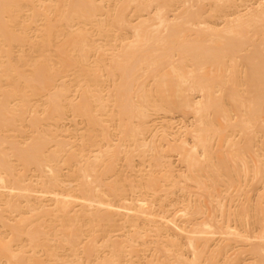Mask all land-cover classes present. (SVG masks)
Segmentation results:
<instances>
[{"label": "bare ground", "instance_id": "bare-ground-1", "mask_svg": "<svg viewBox=\"0 0 264 264\" xmlns=\"http://www.w3.org/2000/svg\"><path fill=\"white\" fill-rule=\"evenodd\" d=\"M183 1L0 0V187L24 191L0 193V221L9 231L6 238V230L0 231V262L43 264L36 252L26 255L23 247L13 248L24 233L23 246L34 251L46 247L49 256H60L61 264L79 263L101 247L102 259L121 260L133 237L104 240L98 247L96 230L100 222L111 220V212L100 206L88 209L84 203L72 214L68 197L120 204L126 196L116 177L119 161L134 168V156L145 160L151 151V169L142 170L141 186L156 189L167 171V156L177 152L199 190L185 214L201 219L192 220L186 241L180 235L166 238L167 246L154 247L156 260L146 263L217 264L230 245L255 238L246 248V264H264V190L256 199L251 196L256 183L264 181V161L253 157L264 150V3L221 26L215 17L221 12L228 16L238 0H188L192 4L181 10ZM130 10L135 23L127 18ZM147 10L152 14L143 17ZM40 19L44 23L36 25ZM73 88L78 96L71 95ZM68 112L76 129H85L77 143L57 138L56 126ZM159 112H193L192 142L186 134L164 149L148 140L150 117ZM111 127L118 139L104 145ZM92 146H97L94 154ZM30 166L42 173L48 168L51 174L34 186L26 178ZM251 173L255 183L232 211L244 228L234 227L231 217L216 220L208 202L218 199L222 189L237 188ZM62 177L77 185L59 189ZM178 177L166 188L164 200L175 195L177 202ZM33 190L63 197L50 210L40 200H29L26 193ZM22 199L31 209L42 208L25 215ZM142 205L136 204L142 213H154ZM13 211L20 216L11 221ZM217 233L225 237L212 247L213 237L204 234ZM85 234L90 238L79 253ZM66 249L76 256L73 262L64 258ZM185 250L191 257H185Z\"/></svg>", "mask_w": 264, "mask_h": 264}, {"label": "rangeland", "instance_id": "rangeland-1", "mask_svg": "<svg viewBox=\"0 0 264 264\" xmlns=\"http://www.w3.org/2000/svg\"><path fill=\"white\" fill-rule=\"evenodd\" d=\"M263 3L264 0H238L236 4L228 10V16L221 12V17H215V19L217 20V24H221L222 26L223 22L227 19L231 17H237L241 13H247L252 9L260 7ZM191 4V1L184 0L181 5V10L185 9ZM41 9L43 10V7H41ZM190 9L192 10L193 8ZM151 14L152 12L147 10L144 12L143 17L150 16ZM127 18L128 20H131L132 23L137 21L136 16L133 14V12H131V10L129 11ZM43 23L44 20L42 19L35 22L36 25H41ZM133 31L134 28L131 26L129 28L131 35L133 34ZM94 54L95 53L92 55ZM92 59H94V56ZM106 84H110V82H107ZM78 94L79 92L74 88L71 90L72 96H78ZM195 95L197 96V94ZM75 123L76 121L72 112H68V114L62 118L56 126V128H58L57 138L60 139L61 135L65 137V140L68 142L77 143L80 139L79 136L82 135L85 129L80 128L77 130ZM194 129L195 117L193 112H189L188 114H181L178 112L166 114V112H159L150 117L147 136L148 140L154 139L156 142L160 143L162 148L165 149L168 147L170 142L179 141L182 137L186 136V134L189 142H192V134L194 133ZM110 132V138L103 139L101 141L102 144L107 145L108 143H113L118 139V131L115 127H111ZM102 137L103 136L99 133L98 139H101ZM48 148H50V146H48ZM96 148L97 146L91 147L92 154L96 153ZM147 155L148 156L145 160H143L139 155H135L133 159V163L135 164L134 168L132 166L128 167L124 159L119 161L121 172L118 173L116 177L117 181L121 184L120 187H122V189L125 191L126 196L124 200L120 201V204L116 203L112 205H101L97 202L89 201L82 196L68 197L72 201L69 207L70 210L73 209V211H70L72 214L76 210L80 209L84 203L88 205V209H93L97 206H100L103 209H107L111 212V220H103L100 222L101 225L96 230L98 231V234L96 235L98 247H101V244L104 242V240H110L112 238L122 239L126 236L129 238L133 237V240L128 243V247L138 246L140 248L138 249L139 251L137 253L131 252V248L125 247V254L121 260L109 258L102 259V256L105 254V252L104 248L101 247L100 250L93 251L90 257L85 256L79 263L74 264H147V260H156L157 258L156 250L154 248L156 245H158L161 249H163L164 246H167L166 238L171 239L177 235H180V238L183 241H186L189 236L192 235V220L197 218L201 219V215L190 219L185 214V207L188 203L196 201L199 198L197 183L193 179L187 177V174L189 175V170H187L186 166L182 164L181 156L177 152H174L173 154L167 156L168 164L167 166L164 165V169L167 171H165L164 179L160 181V185L156 186V189L143 188L141 186L143 174L142 170L147 172L151 169V165L148 161L151 157V151H148ZM253 157L264 161V150L253 153ZM252 159L253 158L250 157L252 164H254ZM36 169V166H30V169L26 171L27 182L34 186H37L42 178H49L48 176L51 174L48 168H46L45 172L43 173ZM67 171L68 168L66 165H64L62 167V172L66 173ZM177 177L180 180L177 182L178 189H180L177 193V202H174V199L176 198L175 195L172 196L171 199L164 200L163 195L166 192V188L174 185ZM126 178H129V180ZM105 179L106 181L111 180L109 175L105 176ZM68 183H72L73 187L77 185L76 181L69 182L65 179V177H62L57 187L59 189H65V185ZM250 183H255L252 173L250 174L249 178L242 179V181L238 183L237 188H231L228 192H225L222 189L218 199L208 202L207 206L214 210V217L216 220L227 222L228 218L231 217L230 222L234 227H237L239 230L244 228L242 224L234 217V215H232V211L234 209L236 210L237 206L246 197ZM256 184L257 188L251 191V196L253 199L258 197L260 190H264V181L257 182ZM183 187H185V189ZM9 192L18 193L24 191L19 188L9 189L6 187H0V193L7 195ZM26 194H28L30 198L29 200H40L43 202L42 207L50 210H55L56 199L58 197H63L61 194L42 192L40 190H33L27 192ZM144 198H147L148 202ZM0 204L2 208L4 206V202H1ZM20 204L24 206L22 210L23 213L29 216L35 214L42 208H36L38 210L31 209L27 201L24 199L20 201ZM136 204H143V209H152L154 213H142ZM112 212L114 213L112 214ZM19 216V211H13L10 214V219L11 221H14ZM138 216L141 217L139 221ZM29 219L31 218H28L25 221ZM1 224L2 222L0 221V231L6 230L3 233V236L6 238L9 236V231ZM162 224H164V226H162ZM86 227L87 226H85V228ZM26 236L27 235L24 233L21 241L14 242L13 248L16 251L23 247L26 250V255H31L36 252V255L41 257L43 260V264L62 263L60 256H49L46 247L39 246L36 248V251H34V248L32 249L31 246H23L22 243H27ZM204 236L213 237L210 241V246L212 247H214L215 244L219 245L221 240L225 237L223 233H217L213 235L204 234ZM89 238L90 236L87 234L81 237L82 240L80 243L79 253H82V249L84 247L83 245L88 242ZM152 240H156L155 244L151 243ZM253 240H255V238H244L243 240H239L240 242L233 243L227 250H224L222 254L218 256L219 262L217 264H222V262H226V260L230 258H235L234 264H246V259L248 257L246 248H249ZM54 242V238L51 236L49 243L52 244ZM184 252L185 257H191L190 251L185 250ZM63 254L64 258L68 259L69 262H73V259L76 257L68 249L64 250ZM0 264H7V261L4 259L0 262Z\"/></svg>", "mask_w": 264, "mask_h": 264}]
</instances>
